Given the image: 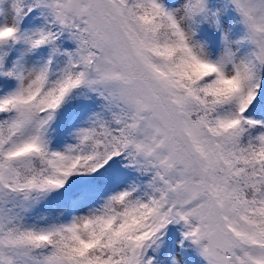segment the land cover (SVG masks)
<instances>
[{
  "label": "snow or ice",
  "instance_id": "obj_1",
  "mask_svg": "<svg viewBox=\"0 0 264 264\" xmlns=\"http://www.w3.org/2000/svg\"><path fill=\"white\" fill-rule=\"evenodd\" d=\"M185 241L264 264V0H0V264Z\"/></svg>",
  "mask_w": 264,
  "mask_h": 264
},
{
  "label": "rangeland",
  "instance_id": "obj_2",
  "mask_svg": "<svg viewBox=\"0 0 264 264\" xmlns=\"http://www.w3.org/2000/svg\"><path fill=\"white\" fill-rule=\"evenodd\" d=\"M168 236L167 239H171L173 241V249L172 253H174L177 250V245L179 241L183 239L181 235V228L179 225H169L168 226ZM185 244L187 246V249L192 250V255L196 259H198L200 264H206V262L203 260V258L199 255V252L197 251L196 247L194 245H191L188 241H185ZM178 264H183L181 255L179 257H176Z\"/></svg>",
  "mask_w": 264,
  "mask_h": 264
},
{
  "label": "trees",
  "instance_id": "obj_3",
  "mask_svg": "<svg viewBox=\"0 0 264 264\" xmlns=\"http://www.w3.org/2000/svg\"><path fill=\"white\" fill-rule=\"evenodd\" d=\"M234 15L232 13H228L229 18H231V16ZM169 242V248H168V252H171L173 247V241L171 239H168ZM185 243V242H184ZM181 259L183 264H200L199 260L196 259L195 257H193L192 255V250L187 249V246L185 244L184 250L181 252ZM167 264H171V261H168Z\"/></svg>",
  "mask_w": 264,
  "mask_h": 264
}]
</instances>
